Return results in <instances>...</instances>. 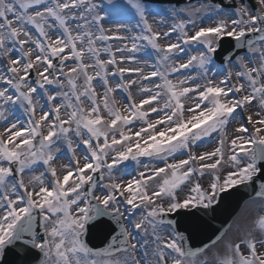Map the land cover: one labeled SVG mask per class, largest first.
<instances>
[{
  "label": "snow or ice",
  "instance_id": "1",
  "mask_svg": "<svg viewBox=\"0 0 264 264\" xmlns=\"http://www.w3.org/2000/svg\"><path fill=\"white\" fill-rule=\"evenodd\" d=\"M128 10L134 26L105 27ZM159 24L143 0H0V264H264V205L213 248L169 218L241 185L264 201V0Z\"/></svg>",
  "mask_w": 264,
  "mask_h": 264
},
{
  "label": "water",
  "instance_id": "2",
  "mask_svg": "<svg viewBox=\"0 0 264 264\" xmlns=\"http://www.w3.org/2000/svg\"><path fill=\"white\" fill-rule=\"evenodd\" d=\"M145 1L174 3L180 5L185 3L186 0ZM211 1L215 3L219 2V0ZM231 43V40L228 43L225 42V50H221L217 53V59L220 63H223V58L227 54L226 49ZM221 54L223 55L219 59ZM255 197L257 196L252 187L241 185L228 192L221 193L218 198V203L214 205V210H211V212H209V210L204 211L196 209L192 211L179 210L174 214H170L169 218L179 221L181 231L187 229L188 232H191L193 234V241L197 246L207 244L210 247L213 245L212 241L216 240L218 236H223L225 234L244 202ZM103 238V233L97 232L90 238V243L96 246H103L101 243ZM6 264H23V260L9 254L6 258Z\"/></svg>",
  "mask_w": 264,
  "mask_h": 264
},
{
  "label": "rangeland",
  "instance_id": "3",
  "mask_svg": "<svg viewBox=\"0 0 264 264\" xmlns=\"http://www.w3.org/2000/svg\"><path fill=\"white\" fill-rule=\"evenodd\" d=\"M194 4H197V3H194ZM105 6L107 7V5H105ZM145 6L148 10L149 20L157 22L156 26L163 27V28H166L167 24H163V25L159 24V21L161 20V14L164 13L165 10L177 8L175 6H160V5H151V4H145ZM185 6H188V5H183V6H180L178 8H183ZM164 19H166L169 24L172 22L171 19L167 16H164ZM138 22H139L138 16H136L132 10H128L125 13L116 16L114 18L113 22H106L105 27L106 28H114L116 23H125V24H128L129 27H132ZM134 31H138V29H134ZM174 36H175V34H173V39H174ZM167 42H168L167 40H163V39L161 40V43H167ZM147 53L148 54H144V53L139 54L140 58L142 60H148L149 63H154L155 61L152 58V56L154 54H152V50L148 49ZM182 55H186V54H182ZM217 69H222V66L215 64V66L213 67V71H216ZM117 99L120 100L122 104L125 102L123 100V96L119 93L117 94ZM238 126H239L238 124H230L229 125V127L227 129L229 137L233 134V129L235 127H238ZM0 131H3L2 126H0ZM198 144H200V146H193V151H195L197 154H200L203 151L212 150L214 147H216V144L214 142H210L208 140H205L202 144L200 142H198ZM62 151H63V149H62ZM78 155H82V153H80L78 151ZM176 158L181 159V158H185V157H182L179 154H177ZM169 162H171V158H170ZM66 163H68L66 155L61 157L59 160L55 161V164L57 166L58 171ZM143 163H148L147 159H144ZM153 163L156 164L155 161H153ZM156 166H163V165L162 164H156ZM132 167L133 166H130L128 171H132ZM40 170L42 171L43 169L41 168ZM140 170H143L142 166L140 167ZM227 170H229V169H225V171H227ZM134 174L135 173H133V175ZM129 178H130L129 176H124V179H129ZM25 179L27 181V177H25ZM210 179H211V177H209V176H205L204 178H202L201 182L205 188H207L208 182ZM187 192H188V189L185 188L183 192L179 193V195L183 196ZM262 205H264V201H262V200H253V201L247 202V204H245V206L243 207L239 216L233 222L228 233L223 237V239L224 240H229V239L236 240L238 237L244 236L249 230H251L253 228V220L255 219L257 214L260 212ZM122 210H123V206H122ZM187 210H190V209H187ZM129 227L131 230V226H129ZM213 247H211V248H213ZM217 247H222V242ZM207 255L209 257H211L212 252H208Z\"/></svg>",
  "mask_w": 264,
  "mask_h": 264
}]
</instances>
